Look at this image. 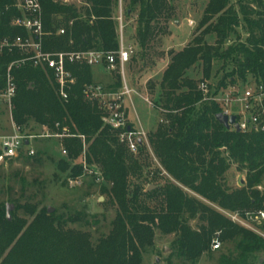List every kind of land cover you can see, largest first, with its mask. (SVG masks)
<instances>
[{
  "label": "trees",
  "instance_id": "trees-1",
  "mask_svg": "<svg viewBox=\"0 0 264 264\" xmlns=\"http://www.w3.org/2000/svg\"><path fill=\"white\" fill-rule=\"evenodd\" d=\"M82 1L86 6L78 9L60 0H41L46 52L119 49L114 12L118 0ZM173 2L129 0L127 15L137 12L135 42L141 50L158 35L166 34L167 29L160 24L174 17ZM230 3L208 1L191 43L170 53L171 61L162 74L158 99L153 104L165 111L166 123L149 135V144L161 168L177 185L168 183L147 191V187L132 182L135 177L141 178L143 163L135 160L118 141L117 133L103 123V110L85 100L84 87L95 83L91 67L69 65L77 83L67 101L60 99L58 84L49 69L27 63L11 70L17 86L13 123L23 127L34 121L58 133L68 128L71 135L84 136L87 164L103 178L95 185L101 186V192L117 211L111 233L93 248L86 235L63 229L69 222H80L81 217L65 219L55 213L49 215L47 209L21 206L32 218L27 224L8 220L6 207L0 205V264H142L144 252L154 246L156 228L164 235L175 234L179 256L192 264L209 252L217 234L222 243H235V252L221 255L217 264H251L253 256L264 253V238L226 216L232 213L246 219L248 214L264 211V191L258 190L264 184V132L226 130L216 121L219 107L202 101L203 95L197 89L201 81L187 74L202 63L207 81L214 63L219 62L223 70L228 69L219 88L250 80L264 86V11L251 8L256 3L262 6V0H239V12ZM13 4L14 0H0V43L17 36L28 37L26 31L12 27L14 18L20 16ZM71 21V30L58 36L59 29L63 25L67 28ZM241 25L247 37L233 43L230 38ZM210 36L214 44L207 41ZM23 58L17 49L0 53V90L6 87L9 67ZM113 77V88H120L121 78ZM63 143L69 154L59 162L60 171L69 173L68 178L83 176V168L75 165L83 142L67 137ZM146 150L141 145L139 155ZM232 165L246 175L240 189L225 186ZM92 178L96 182V176ZM193 218L202 223L196 231L189 225Z\"/></svg>",
  "mask_w": 264,
  "mask_h": 264
},
{
  "label": "rangeland",
  "instance_id": "rangeland-1",
  "mask_svg": "<svg viewBox=\"0 0 264 264\" xmlns=\"http://www.w3.org/2000/svg\"><path fill=\"white\" fill-rule=\"evenodd\" d=\"M208 1L175 0L173 2L174 17L168 22L161 21L160 24V27L167 29L165 30L166 34L158 35L148 48L141 50L135 42L137 12L127 15L129 0H122L125 44L134 47L131 61L126 68V76L134 90L140 94V97L136 96L134 106L138 116L137 120L143 124V131L148 142L145 144L147 149L145 154L142 156L139 153L132 154L135 160L137 159L143 163L141 178L135 177L132 182L140 184L143 188L147 187V191L150 185L154 186L152 190L164 187L168 183L177 185L170 175L161 168L159 160L149 144V135L155 133L159 126L166 123L164 121L165 111L154 108L153 104L158 99L162 74L171 61L170 53H177V51L184 49L191 43ZM60 2L78 9L86 6L82 0H60ZM238 4L239 0H231V7L239 12ZM119 5L120 0H118V6L115 8V15L118 13ZM251 8L255 11H264V0H262V6L256 3V5L251 4ZM72 23L71 21L67 28L63 25L59 31L64 29L66 33L69 32ZM63 24H66V21ZM246 37L247 35L241 25L237 29V34L230 39L233 43H237L245 41ZM207 41L210 44L215 43L212 36ZM226 71L228 69L223 70L222 64L219 62L214 63L212 75L207 82L214 85L218 84L226 75ZM187 74L196 82L206 81L204 74H202V63L193 67ZM93 77L95 82L99 81L111 91L114 90L113 83L116 78L108 75L103 69L93 68ZM135 116V113L131 111L129 119L137 126ZM12 120L9 109L1 103L0 135L4 131L13 133L14 130L10 128ZM21 128H23L24 134L34 137L32 144L35 155L31 157L24 150L18 158L12 159L0 167V205L3 207L13 205V210L10 213L11 219L22 220L27 224L32 221V218L24 209L20 208L21 206H31L37 208L38 211L47 209L49 215L55 213L56 216H63L65 219L81 217L80 222H69L63 229L86 235L91 246L96 247L102 238L111 233L117 208L112 206L107 195L101 192V186L95 185L97 182L92 178L93 176H85L81 184L73 185L68 181L67 176L69 173L60 171L59 162L63 158L61 149H66L63 141L70 136L57 138L55 134L61 133L55 132L46 126H39L34 121ZM86 148H88L87 144ZM83 151L85 152L84 148ZM83 151L81 155H83ZM80 159L79 157L75 161V165L80 166ZM156 170L162 173L157 174ZM155 174L157 175L154 176ZM245 177V173L239 172L236 170V165H232L226 174L224 182L226 188L240 189L242 187L241 182L245 181ZM258 190L260 192L264 191V184ZM188 194L193 196L190 191ZM152 205L155 206L156 203L153 202ZM52 208V213H49V209ZM247 221L253 227H258L255 221L250 219ZM201 224L198 218L189 219V225L195 231L198 230ZM154 237V246L144 252L142 264H192L185 257L179 256L175 246L178 237L175 234L164 235L156 228ZM212 244L209 252L204 253L195 264H217L221 255L229 256L235 252L234 241L221 242V247L215 250H213ZM250 262L251 264H264V253L256 254L250 259Z\"/></svg>",
  "mask_w": 264,
  "mask_h": 264
},
{
  "label": "built area",
  "instance_id": "built-area-1",
  "mask_svg": "<svg viewBox=\"0 0 264 264\" xmlns=\"http://www.w3.org/2000/svg\"><path fill=\"white\" fill-rule=\"evenodd\" d=\"M19 15L12 21V27L20 28L27 32L28 37L17 36L15 39H5L0 43V53L5 49L10 52L15 49L20 50L24 58L15 61L8 69L6 76V87L0 90V104L3 103L9 109L11 117L13 116V101L16 98L17 86L11 70L16 65L33 64L35 68L50 70L58 84L57 93L62 101L69 99V91L77 83L68 68L69 65H85L92 69L102 68L110 76L121 78L122 84L118 89L111 91L103 83L95 82L88 84L83 89L85 100L91 104H97L103 110L102 121L117 133L118 141L126 147L129 153L137 154L141 145L147 142L146 134L143 127L138 124L135 126L129 119L128 102L137 95L127 81L126 68L130 63L134 47L125 44L124 12L122 11V0L118 7V13L115 17L117 24L119 49L112 52L102 50H80V51H45L43 40L46 37L44 30V14L41 0H14L12 6ZM66 31L60 30L58 35L63 36ZM197 89L203 95V102H213L216 104L220 113L225 117L234 116L236 123L240 127V133L264 132V86L256 84L252 80L247 83L227 84L226 87H218V84H212L207 81L199 82ZM147 100V99H146ZM13 121V120H12ZM58 127V125H56ZM13 134L0 138V167L8 161L18 158L21 153L25 152L29 156L35 155L32 141L33 136L24 134L23 128L13 123ZM59 128V127H58ZM235 131V126L231 129ZM57 138L77 137L84 144L83 155L80 156V166L83 168V176L78 178L69 177L70 184H81L85 176H96L97 183L103 180L102 174L90 168L87 164L86 142L84 136H75L69 133L68 128L64 129L61 134H55ZM27 143V144H26ZM62 157H68V150L61 149ZM228 218L252 232L264 238V232L261 228L264 224V211L255 215H247V218H241L238 214L227 215ZM255 221L257 228L253 227L247 220ZM215 237L212 248L213 250L221 247V241Z\"/></svg>",
  "mask_w": 264,
  "mask_h": 264
},
{
  "label": "water",
  "instance_id": "water-1",
  "mask_svg": "<svg viewBox=\"0 0 264 264\" xmlns=\"http://www.w3.org/2000/svg\"><path fill=\"white\" fill-rule=\"evenodd\" d=\"M216 121L219 122L226 130H230L231 126L234 125L235 126V131L237 133H240V127L236 123L237 121H236V118L234 116L225 117L221 113H219V114L216 115ZM153 188H154V186H151V185L148 186V191L152 190ZM6 209H7V218H8V220H11L10 213L13 210V205H7ZM52 211H53V208L49 209V213H52Z\"/></svg>",
  "mask_w": 264,
  "mask_h": 264
},
{
  "label": "crops",
  "instance_id": "crops-1",
  "mask_svg": "<svg viewBox=\"0 0 264 264\" xmlns=\"http://www.w3.org/2000/svg\"><path fill=\"white\" fill-rule=\"evenodd\" d=\"M95 69H100L101 70L102 68L96 67ZM127 81H128V79H127ZM128 84L134 90V88L131 86V83L129 81H128ZM134 91L136 92V90H134ZM136 96H139L140 97V94L137 92V95H134L132 97V100L130 102H128V104H127V108H129V112H130L129 113V118L131 117V111H133L135 113V115H136L135 116V121H137V123L140 124L143 127V124L139 123L140 121L137 120L138 119V116H137L136 108L134 106L135 105L134 104V101L136 99ZM143 101H145V100L143 99ZM10 128H12L11 130H14V128H13V122H11ZM12 134L13 133H9L8 131H4V132L1 133L0 138H2L4 136H9V135H12Z\"/></svg>",
  "mask_w": 264,
  "mask_h": 264
}]
</instances>
